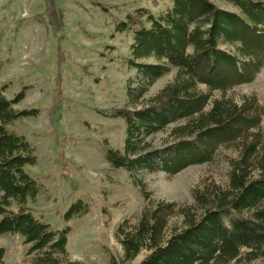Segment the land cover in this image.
Instances as JSON below:
<instances>
[{"label": "trees", "instance_id": "16d2710c", "mask_svg": "<svg viewBox=\"0 0 264 264\" xmlns=\"http://www.w3.org/2000/svg\"><path fill=\"white\" fill-rule=\"evenodd\" d=\"M237 12L209 0H171L153 16L140 11L115 26L132 31L128 68L135 76L125 88L127 106L113 116L124 123L121 150L105 159L132 178L144 200L150 194L137 173L174 175L211 163L220 149L230 150L227 184L209 182L191 191V204L150 201L135 225L115 230L124 261L138 264H250L264 260V103L254 96L240 102L225 98L232 88L252 82L264 67V0H224ZM151 60L152 62H142ZM175 70L173 80L145 99L149 88ZM0 88V236L19 235L28 246L29 264H86L68 258L69 227L53 230L27 207L38 194L25 171L36 157L23 136L8 129L37 110H16L23 87L12 99ZM219 93L220 97L214 94ZM131 108V110L128 109ZM168 132L160 148L148 141ZM87 211L81 201L63 215ZM173 219L179 222L171 223ZM5 249L0 247V264ZM110 264H116L110 260Z\"/></svg>", "mask_w": 264, "mask_h": 264}, {"label": "rangeland", "instance_id": "374dc122", "mask_svg": "<svg viewBox=\"0 0 264 264\" xmlns=\"http://www.w3.org/2000/svg\"><path fill=\"white\" fill-rule=\"evenodd\" d=\"M209 1L237 12L224 0ZM170 5L171 0H0V88L5 87L4 96L12 99L25 87V96L14 109L37 110L36 116L8 126L25 138L36 157L35 164L25 168L38 185V194L27 207L53 230L69 227L70 260L138 264L143 253L124 261L116 242L114 233L123 221L135 225L150 201L191 204L194 187L227 184V159L235 153L220 149L211 163L189 166L174 175L137 173L150 194L144 200L131 176L112 168L104 156L107 149L123 147L124 123L113 114L127 106L126 84L135 76L126 64L132 31L116 32L115 26L140 11L158 16ZM174 75L173 69L158 79L145 99ZM250 96L259 105L264 103V67L252 82L225 93L236 102ZM261 130L264 133V117ZM168 132L150 138L151 146H164ZM76 201L87 211L64 220ZM0 247L5 249L4 264H29L28 246L19 235L0 236Z\"/></svg>", "mask_w": 264, "mask_h": 264}]
</instances>
